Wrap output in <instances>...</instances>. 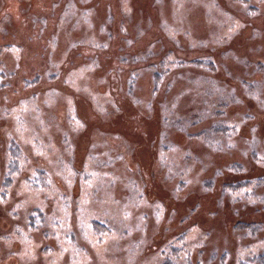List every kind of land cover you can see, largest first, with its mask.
Here are the masks:
<instances>
[{
  "label": "rangeland",
  "instance_id": "1",
  "mask_svg": "<svg viewBox=\"0 0 264 264\" xmlns=\"http://www.w3.org/2000/svg\"><path fill=\"white\" fill-rule=\"evenodd\" d=\"M161 3L0 0V264H264V0Z\"/></svg>",
  "mask_w": 264,
  "mask_h": 264
},
{
  "label": "bare ground",
  "instance_id": "2",
  "mask_svg": "<svg viewBox=\"0 0 264 264\" xmlns=\"http://www.w3.org/2000/svg\"><path fill=\"white\" fill-rule=\"evenodd\" d=\"M7 2L10 4L11 0H7ZM182 2H184V3L182 5L183 7L181 8V11H182V13L180 14L181 17L177 16V14L179 12L177 14L175 12L174 14L171 15V11L169 9V6L171 7L170 4H169V6L165 3L159 4V7L162 10H164L161 13L162 14L161 20L163 21L164 28H169V27L171 28L173 25H176V27L180 31H182V32H180V34L177 37L178 40L181 39L180 35L183 36L186 32H189V34H190L189 35L190 41L197 43L200 40H202L201 39L202 37L200 36L199 32L195 28V22H194L195 11L191 12L192 9L190 10L192 4L200 5L203 8V12L205 13V15L208 17H212L214 19V20L213 19L208 20L210 23V33L213 35V37L219 36L225 31L226 28L223 27L224 24H221V23L226 21L227 18L224 14L217 12V8L215 9V7L212 5L213 0H182ZM174 6H175V4H174ZM235 7L241 8L240 6H235ZM240 11L243 12L242 10H240ZM15 22H16L15 24L17 26L20 24V23H18V19L16 16H15ZM245 28H247V27H244V28L240 27L239 29H240V31H243L242 29H245ZM92 35H93V37H97V35L94 34V31H93ZM230 37H233V36L230 34ZM144 39H146V37ZM194 43H191V44H194ZM84 86H87V87L89 86L91 88V81H89V79H81V80L78 79L77 80V89L79 90V89L83 88ZM88 90H89V88H87V91ZM143 91H144V95L146 96L148 94V91L146 89ZM263 95H264V92H263ZM101 105H102L101 102H99V101L95 102L96 108L100 107ZM37 123H39V122H37ZM239 144H240L239 148L241 149L244 144L243 143H239ZM125 175H130V174L125 173ZM123 263L124 262L122 261L120 264H123Z\"/></svg>",
  "mask_w": 264,
  "mask_h": 264
}]
</instances>
